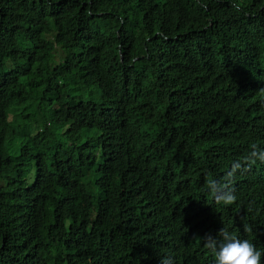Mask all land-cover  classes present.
<instances>
[{"label": "trees", "instance_id": "obj_1", "mask_svg": "<svg viewBox=\"0 0 264 264\" xmlns=\"http://www.w3.org/2000/svg\"><path fill=\"white\" fill-rule=\"evenodd\" d=\"M252 145L264 0H0V264H215L223 227L264 253Z\"/></svg>", "mask_w": 264, "mask_h": 264}, {"label": "clouds", "instance_id": "obj_2", "mask_svg": "<svg viewBox=\"0 0 264 264\" xmlns=\"http://www.w3.org/2000/svg\"><path fill=\"white\" fill-rule=\"evenodd\" d=\"M249 167L259 160L264 163V150L252 145V151L244 157ZM239 162L235 163L233 170L225 177V182L220 183L215 179L207 180L205 190L213 198L217 205H232L237 197L230 187L232 177L236 169L240 168ZM245 232H251V228L245 225ZM205 247L215 256V264H261V257L264 255L257 249L256 245L249 239H240L235 233L230 232L226 227L219 230L216 236L208 234L203 237ZM160 264H173L171 257L160 258Z\"/></svg>", "mask_w": 264, "mask_h": 264}]
</instances>
